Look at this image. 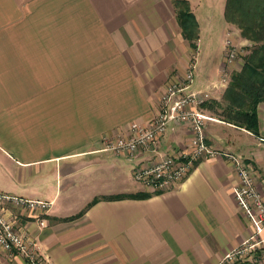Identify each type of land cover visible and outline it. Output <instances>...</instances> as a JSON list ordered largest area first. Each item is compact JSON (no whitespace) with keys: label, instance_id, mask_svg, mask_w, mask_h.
<instances>
[{"label":"crops","instance_id":"obj_1","mask_svg":"<svg viewBox=\"0 0 264 264\" xmlns=\"http://www.w3.org/2000/svg\"><path fill=\"white\" fill-rule=\"evenodd\" d=\"M189 1L197 49L182 34L173 0H0V192L49 202L45 213L4 203L49 264H217L253 232L234 193L240 178L232 156L255 165L264 197V100L259 134L225 120L228 84L215 86L226 49L214 52L218 31L225 45L230 32L240 44L251 41L226 20V0L217 19L202 0ZM195 53L197 87L214 90L203 110L217 153L175 189L102 198L154 192L136 182L135 168L187 152L186 123L168 130L158 154H117L105 144L129 137L134 122L154 121ZM255 255L242 264H264V250ZM0 264L30 263L0 245Z\"/></svg>","mask_w":264,"mask_h":264},{"label":"built area","instance_id":"obj_2","mask_svg":"<svg viewBox=\"0 0 264 264\" xmlns=\"http://www.w3.org/2000/svg\"><path fill=\"white\" fill-rule=\"evenodd\" d=\"M230 38L226 41V63L234 60L235 54L227 55L231 48ZM226 65V64H225ZM227 65L221 71L219 83L215 87L226 86L231 79ZM197 59L191 60L183 80L168 85L162 99L160 111L151 124L134 122L131 125V135L116 140H107L105 148L118 153L147 151L160 153L161 138L174 125L188 124L193 130V137L187 152L160 154L154 164L135 168L133 176L136 181L155 191H168L177 188L190 175L196 164L216 150L207 143L205 131L206 122L210 119L203 106L214 96V90L197 87ZM227 82V83H226ZM236 163L240 181L234 186V193L239 205L252 220L254 229L244 244L228 252L217 264H239L236 255L264 250V197L257 188V169L245 159L232 156ZM14 200L28 205L32 209L47 212L49 202L32 200L0 192V245L25 255L30 264H49L38 247L16 225V216L9 212L4 203ZM42 224L44 222L42 221Z\"/></svg>","mask_w":264,"mask_h":264},{"label":"trees","instance_id":"obj_3","mask_svg":"<svg viewBox=\"0 0 264 264\" xmlns=\"http://www.w3.org/2000/svg\"><path fill=\"white\" fill-rule=\"evenodd\" d=\"M173 3L183 36L190 41L192 47L197 48L199 22L190 1L173 0ZM225 17L240 29L243 38L250 40L255 46L250 49L241 70L235 71L231 76L224 92L227 105L222 115L225 120L259 134L258 104L264 100V0H227ZM155 193L161 191H139L133 194L106 195L102 198H147ZM100 199L101 197H96L91 204ZM84 211L85 209L78 215L64 219L76 218Z\"/></svg>","mask_w":264,"mask_h":264},{"label":"rangeland","instance_id":"obj_4","mask_svg":"<svg viewBox=\"0 0 264 264\" xmlns=\"http://www.w3.org/2000/svg\"><path fill=\"white\" fill-rule=\"evenodd\" d=\"M227 1V0H226ZM202 4L204 5L205 7V13H209V12H213V15L212 18L214 19H217L218 16L221 15V13L224 11V4H222V1L220 2V0H202ZM209 16V17H211ZM218 22V20H215ZM224 33V35H223ZM225 32H222V31H218L215 33V39L217 40V43H216V46H214V52H216V55L217 54H220L219 50L220 51H223L224 49H226V45L223 43V41L225 40ZM228 38H230L231 40V45H233L231 48L234 49V51H229L227 53V55L229 56L230 54H235L232 61L229 62V60L227 61V63H223V66H222V69L224 68V66L227 65V68L229 67V75L230 77L232 76V74L237 71V70H241V68L243 67L244 63H245V58L246 56L249 54L250 52V49H252L255 45L251 42V45H243V44H240L236 41V36L234 37L233 36V33L230 32L228 34ZM236 38V39H235ZM197 49V48H196ZM196 53L191 57V60H194L196 57ZM230 58V56H229ZM226 64V65H225ZM223 72V71H222ZM224 73V72H223ZM231 79L229 80V83H230ZM227 83V82H226ZM228 83V84H229ZM113 151V150H111ZM115 152V151H113ZM140 152V151H139ZM137 152V153H139ZM117 154H120L118 152H115ZM155 158H153V161H152V164L155 163ZM152 164H149L147 166H150ZM143 166V165H142ZM145 166V165H144ZM141 167V166H140ZM138 182L139 184H141L139 181H136ZM142 185V184H141ZM143 188H147L145 185H142ZM6 207V206H5ZM14 215L16 216V214L14 213L13 215H11V218L14 217ZM18 227V226H17ZM9 251L11 252H18L17 249L15 248H12V249H8ZM260 250H258L259 252ZM255 252H252L251 254L249 253H241V254H238L236 255L238 257V262H240L239 264H242V263H245L247 261H252L254 260L255 258Z\"/></svg>","mask_w":264,"mask_h":264}]
</instances>
